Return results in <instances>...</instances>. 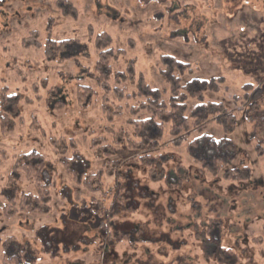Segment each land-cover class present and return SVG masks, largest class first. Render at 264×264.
<instances>
[{"label":"rangeland","instance_id":"obj_1","mask_svg":"<svg viewBox=\"0 0 264 264\" xmlns=\"http://www.w3.org/2000/svg\"><path fill=\"white\" fill-rule=\"evenodd\" d=\"M58 1L0 0V112L13 124L6 134L0 126V203H6L4 189L17 200L34 191L13 172L30 151L46 160L43 178L52 198L47 214L5 218L0 212V264L7 257L29 264H209L200 246L208 227L212 248L235 250L231 264H264V0H64L77 9L75 19L64 16ZM105 33L116 57L109 80H99L95 40ZM164 57L188 66L180 75L183 86L213 80L218 91H202L211 107H203L206 122L180 147L172 146L168 124L159 122L154 152L130 150L127 145L138 141L127 123L137 121L129 110L138 78L164 101L169 97L157 73ZM84 88L90 94L81 103ZM187 100V116L201 111L198 98ZM56 101L64 106L52 110ZM223 110L233 115L227 129L215 121ZM152 129L150 137H158ZM53 138L66 141L65 152L52 148ZM71 138L84 152L71 165L81 181L65 172L75 156ZM100 139L107 140L100 149L113 155L96 160V146L85 151ZM210 141L220 145L218 152ZM217 155L232 157L227 169L249 177L225 181L224 170L207 174L198 160ZM113 161L117 174L103 166ZM150 164L156 166L152 177ZM99 169L95 190L86 191V177ZM118 186L126 192L110 217ZM103 226L125 231L128 241H107ZM256 238L260 244L252 242Z\"/></svg>","mask_w":264,"mask_h":264},{"label":"trees","instance_id":"obj_2","mask_svg":"<svg viewBox=\"0 0 264 264\" xmlns=\"http://www.w3.org/2000/svg\"><path fill=\"white\" fill-rule=\"evenodd\" d=\"M58 5L61 8L64 16L71 17L72 19L77 18L78 12L77 9L74 7V5L70 2L59 0ZM111 44V39L109 36L105 34H100L96 40H95V48L99 51L98 54V62L96 65V71L99 73V80H109L110 77V70H111V60L115 61V52L112 49H109L108 47ZM108 48V49H107ZM163 62L166 64L165 68L163 70H159L157 73L159 75V78L162 82H164L167 86L168 90V99L167 101H164L161 93L158 90L151 89L142 76L138 78V84H137V102H135L136 107L131 106L129 112L132 113V115H137V121H132L131 119L127 122L131 126H133V132L134 137L137 138V142L133 141L131 142V145H127L128 149H132L133 151H143L147 150L154 152L158 146V141L161 137V123H167L168 124V133L172 137V146L174 147H180L183 142L187 139L186 136L188 134L196 129L200 128L205 122L206 119L204 117V111H207L205 108L210 109V106H205L203 104L202 100V91L205 89L210 90L211 92L216 93L218 91V85L213 80L209 83L207 82H196V83H189L187 85L181 84V77L180 75H183L187 69V65H181L180 63L176 62L175 60L164 57L162 58ZM176 69H179L180 74L174 75V72ZM129 69V78H132V72ZM221 81V80H220ZM195 87H194V85ZM193 85V86H192ZM83 94L79 96V101L83 103L86 100V94H90V89L84 88ZM126 91V90H124ZM190 91V93H188ZM121 93L120 91H118ZM117 92V93H118ZM127 92V91H126ZM122 95V93H121ZM187 95V96H186ZM189 96L191 98H198L201 101V104H199L197 107L201 109V111H193L192 116L191 113L189 116H187L188 112V105H187V99H189ZM135 92L128 94L127 98H134ZM5 104L2 105L3 110H6L4 108ZM64 106L63 102L56 101L53 105V109L55 108H61ZM205 107V108H203ZM221 106L216 108L215 112H218ZM105 111L106 109L103 108ZM11 114L13 116H16L17 114V108L16 105H11ZM144 114V116H142ZM142 117H145L144 119H141ZM224 117V120L222 118ZM233 118V115L227 113L225 110H223V114L220 116H217L215 118V121L219 124H223L224 128H228V123ZM192 119V120H191ZM0 126H1V133L6 134L7 132H10L12 130L13 124L10 120L9 114H4L3 112H0ZM161 122V123H159ZM158 131L159 136L156 138L150 137V129ZM85 138V137H84ZM83 138V139H84ZM63 140V142H61ZM85 140V139H84ZM100 139L99 141H91L89 146L87 147L85 154H89V149H93L95 146L97 147L96 151L97 153L94 154V159L99 160L103 159L105 155L112 156L113 153L110 152H104L101 148V143L107 142V140ZM66 141L64 139L55 140L54 138L51 139L50 143L53 149H57V151H66L65 143ZM75 139H70V145L68 146L71 149H74L72 152L75 153V156H72V162L65 164V172L71 173L74 176H76V173H80L79 171H73L74 169H71V165L73 164V161L77 160L76 158H79V154L84 152H80L79 149H77L75 145ZM211 142V141H210ZM207 142V146L212 148L215 153L218 152V147L220 146L218 143L215 142ZM196 141H192L189 145V149H193L194 146H196ZM130 149V150H131ZM258 152L263 153L261 148H258ZM90 157V156H89ZM20 159H18L15 162V166L13 167L14 174L18 176H24L27 182H29L33 187L34 191L32 193L22 194L21 197L17 200L12 193L6 194V191L8 189H4L3 196L6 199V203H0V212L3 214L5 218H12L17 214H29V215H42L47 214L49 212V204L52 200L51 198V183L48 180H45L43 178V173L46 169V160L44 156H42L37 151H30L28 154L19 156ZM91 158V157H90ZM143 162H145V158L141 157ZM80 159V158H79ZM94 159H91L92 163L94 162ZM110 159V158H109ZM82 160V159H81ZM112 161V160H111ZM83 166L85 164V168L87 166L90 168V163H87L86 160L80 161ZM201 167L204 168L207 174L218 176L220 172H222L221 177L225 181H233V180H245L249 177L247 174L245 177L243 176V172H239L236 169H227L232 162V157H226V156H213L210 161H206L203 159L198 160ZM94 164V163H93ZM161 164V162L159 163ZM103 166H106L108 170L106 172L111 174H117L116 167L118 165L115 161L113 163H106L103 164ZM156 166H152V164L149 165V176L152 177L153 173L155 172ZM90 171V170H89ZM46 172V171H45ZM102 170L99 169L98 173H95L93 175H88L86 180L83 183V187L86 191L91 192L94 191L95 188L93 187L95 179L97 180L99 175L101 174ZM239 173V174H238ZM76 178H78L76 176ZM79 181L81 179L78 178ZM8 186V185H7ZM6 186V188H7ZM11 187V186H8ZM122 192H126V187L118 186L115 193V199L113 201V204L108 212L109 216L116 214L115 209L116 205H119L118 203L121 202L123 196L121 195ZM106 231H108V228L106 226H103V233L105 234ZM109 232V231H108ZM112 233H107V241H110L112 243L117 241H128V237H126L125 231L122 232H116L111 231ZM114 234V236H112ZM130 234V233H129ZM118 237L115 239V237ZM120 236V237H119ZM205 240L204 242H201L200 246L202 247V255L205 259L206 263L212 264H231L233 261H236L237 255L233 248L226 247V246H218L216 248H212V245L215 244L213 240V231L212 227H208L206 232L204 233ZM214 242V243H213ZM255 244H260L261 240L260 238H256L252 241ZM4 262L6 264H29V263H21V261L18 259V257H7ZM180 262V261H179ZM182 263V262H181ZM183 264H188L187 262H183ZM192 264V263H189Z\"/></svg>","mask_w":264,"mask_h":264},{"label":"flooded vegetation","instance_id":"obj_3","mask_svg":"<svg viewBox=\"0 0 264 264\" xmlns=\"http://www.w3.org/2000/svg\"><path fill=\"white\" fill-rule=\"evenodd\" d=\"M4 27H5V25H4Z\"/></svg>","mask_w":264,"mask_h":264}]
</instances>
